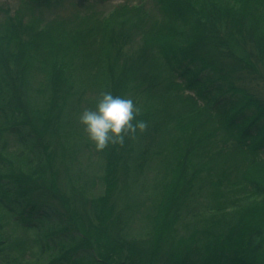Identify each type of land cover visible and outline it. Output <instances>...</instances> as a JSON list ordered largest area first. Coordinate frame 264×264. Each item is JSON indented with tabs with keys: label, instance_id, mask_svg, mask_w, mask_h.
Listing matches in <instances>:
<instances>
[{
	"label": "rangeland",
	"instance_id": "1",
	"mask_svg": "<svg viewBox=\"0 0 264 264\" xmlns=\"http://www.w3.org/2000/svg\"><path fill=\"white\" fill-rule=\"evenodd\" d=\"M224 9L239 19L249 16V36L264 50V0H52L41 8L22 0H0V173L41 183L49 202L54 201V190L66 201L73 199L74 206L87 198L105 208L109 205L108 210L116 214L131 192L130 205L136 213L131 218L133 236L152 221L146 219L145 203L156 208L165 202L164 210L153 213H159L155 220L162 228L170 229L166 223L170 218H166L177 212L178 187L191 168L193 176L202 180L198 189L202 208H197L198 213L187 212L186 225L177 224L173 230L190 236L192 231L217 226L226 231L234 225L248 235L240 252L264 248V215L255 213L262 198L214 179L212 164L205 158L192 162L177 157L190 137H208L202 129L185 130V125L203 121L205 116L198 113L195 119L193 115L182 126L168 130L165 125L180 83L164 56L174 53L181 60L180 51L196 39L198 20L203 22L210 11ZM167 13L173 20L166 19ZM145 62L148 73L140 75L138 68ZM104 91L131 98L140 109L137 120L148 125L161 120L174 149L169 143L155 147L154 138L138 131L129 144L109 145L97 152L79 117L86 109L95 110ZM181 117L174 119L172 127ZM170 122L168 118L166 124ZM159 133L158 142L168 137ZM130 145L133 154L125 149ZM46 164L56 173L42 175L47 174ZM249 174L264 181V166L252 168ZM4 239L0 226V264H47L61 253L53 243L35 261L23 260L2 246ZM93 241L99 258L86 264H117L120 247L106 237Z\"/></svg>",
	"mask_w": 264,
	"mask_h": 264
},
{
	"label": "trees",
	"instance_id": "2",
	"mask_svg": "<svg viewBox=\"0 0 264 264\" xmlns=\"http://www.w3.org/2000/svg\"><path fill=\"white\" fill-rule=\"evenodd\" d=\"M22 1L41 8L52 0ZM227 12L229 9L210 11L202 17L203 22L198 20L196 39L180 51L181 60L174 53L165 58L159 47L163 59L170 64L169 67L180 83V97L177 95L173 108L169 114L167 112L165 125L167 130L180 127L193 115L195 119L198 113L203 114L205 120L185 125V130L188 133L191 129H202L208 137H190L182 144L183 150H179L177 157H185L184 161L192 162L194 158L209 160L214 179L224 182L227 188L241 187L246 193L262 198L263 202L255 212L261 216L264 215V181L260 182L249 172L252 168L264 166V50L249 36V16L243 20ZM152 16L149 15V18ZM165 17L173 20L171 13L165 14ZM145 67H149L147 62L138 68L140 75L148 73ZM188 91L195 94H187ZM172 92L176 95V92ZM180 117L172 127L174 119ZM168 118L171 122L166 124ZM160 121L149 124L146 131L156 140L155 147L174 143L170 142V136ZM160 131L163 137H168L158 142ZM127 141L129 144L130 138H125ZM179 142L177 140L175 144L180 146ZM125 147L131 154L132 150L135 152L131 145ZM174 147L173 144L171 149ZM45 170H48L45 171L47 174L42 175L56 173L55 169L50 171L47 164ZM187 171L184 172V181L178 187L180 198L177 216H173L174 213L166 218V221L170 218V223L166 222L170 229L166 231L162 228V224L155 220L159 218V213H153L156 209L164 210L165 202L159 206L157 204L156 208L145 203L146 219L152 221L140 227L143 230L138 233L141 234L133 236L130 232L131 218H135L136 213L132 212L130 205L131 192L122 211L116 214L108 210L109 205L105 208L87 198H80L77 206H74L73 199L71 202L66 201L65 197L62 198L54 190L51 191V199L54 201L49 202L40 190L41 183L26 181L23 175L15 177L0 173V226L7 238L2 246L23 260L35 261L55 243L61 253L47 264H86L92 261L96 263V257L99 258L93 240L106 237L122 250L117 264H220L224 260L225 264H264L263 247L253 248L246 254L240 252L248 239V235L243 234V227L239 230V226L233 225L229 230L221 231L224 227L217 226L211 230L192 231L190 236H182L183 233L179 235L173 230L177 224L186 225L187 212L198 213L197 208H202L198 198L202 180L193 176L191 168ZM125 189H128V185ZM148 196H152V193ZM149 202L150 205L154 204ZM68 242L74 245L67 246ZM249 254L254 259L250 260Z\"/></svg>",
	"mask_w": 264,
	"mask_h": 264
},
{
	"label": "clouds",
	"instance_id": "3",
	"mask_svg": "<svg viewBox=\"0 0 264 264\" xmlns=\"http://www.w3.org/2000/svg\"><path fill=\"white\" fill-rule=\"evenodd\" d=\"M139 114L140 109L131 98L104 91L100 93L95 110H84L79 122L95 150L103 152L109 145L122 147L125 138L135 139L138 131H147V122L136 119Z\"/></svg>",
	"mask_w": 264,
	"mask_h": 264
}]
</instances>
